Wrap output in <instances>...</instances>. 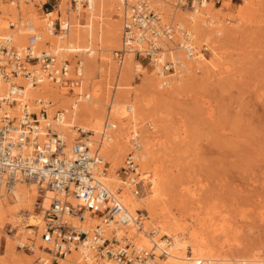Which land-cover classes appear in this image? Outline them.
<instances>
[{
	"label": "bare ground",
	"instance_id": "6f19581e",
	"mask_svg": "<svg viewBox=\"0 0 264 264\" xmlns=\"http://www.w3.org/2000/svg\"><path fill=\"white\" fill-rule=\"evenodd\" d=\"M3 1L11 7L0 9V40L9 41V46L20 54L27 48L28 34L33 33L36 43L32 51L37 55L42 52L50 55L52 69L65 68L66 74L58 77L62 80L59 83L48 80L47 69L32 71L37 76L35 84L20 75L9 83L0 81V97L8 96L13 90L21 96L18 99L28 103L31 112L38 114L46 109L48 120L65 142L67 155H71L77 141H84L88 154L102 159V166L95 171L96 180L106 187L111 203L125 208L128 218L126 225L115 226L103 222L104 218L98 215L84 212V221L79 223L78 219H72V224L89 230L99 225L105 238H115L118 242L125 238L138 252L155 257L153 264H264L263 255L257 253L242 258L233 255L231 247L222 241L219 229L207 221L200 222L197 214L187 209L189 206L185 205L182 191L178 189L181 185L176 186L179 181L176 170L168 159L171 149L159 130L154 111V105L164 97H181L183 85L196 75H215L227 68L226 37L230 31L234 33L230 25L244 26V15L250 4L246 1L245 7L233 14L229 12L230 0H224L222 8L207 4L198 14L191 15L171 9L169 0H149L158 7L163 23L172 28L186 27L197 56L185 59L178 50L169 52V56L178 61L175 71L163 75L155 61L157 64H148L151 70L146 77L148 67L125 50L120 60L115 61L116 66L113 65V51L123 49L119 20L122 0H87L86 6L82 0H76L74 6L71 0H58L53 10L43 16L32 8V0H0V4ZM115 17L117 19L112 21ZM207 18L211 25L206 24ZM56 20L60 24L59 31L53 27ZM203 48L209 57L201 53ZM163 58L165 55L160 57ZM69 68H73V72ZM114 74L113 92H110ZM133 74L141 82V92L128 91L131 82L135 83ZM67 81L70 85L65 84ZM83 84L86 93H82ZM7 110L10 117L17 116L15 108L7 107ZM128 147H131L129 153L134 150L138 160L137 172L130 177L136 187L120 176ZM140 182L141 186L137 184ZM52 197L49 191L41 196L33 185L23 182L0 190V240L1 235H5L8 250H13L14 243L21 249L29 246L28 252L38 255L36 259H40L41 264H51L46 251L48 245L41 241L40 230L44 210L49 208ZM67 200L79 209L80 201L72 197ZM38 204L40 210L36 208ZM6 225L14 231L12 236L4 233ZM26 227L35 228L26 230ZM161 254H165L162 259ZM97 256L94 251L87 254L72 251L57 264H107ZM31 257L21 255L26 262L31 261ZM21 261L18 264H24Z\"/></svg>",
	"mask_w": 264,
	"mask_h": 264
},
{
	"label": "rangeland",
	"instance_id": "374dc122",
	"mask_svg": "<svg viewBox=\"0 0 264 264\" xmlns=\"http://www.w3.org/2000/svg\"><path fill=\"white\" fill-rule=\"evenodd\" d=\"M246 1L250 7L244 26L230 25L234 33L230 31L226 37L227 68L215 75H196L183 85L181 97H164L154 105L159 130L171 149L168 159L179 178L176 186L181 185L178 189L190 207L186 208L197 214L200 222L207 221L219 229L231 253L241 258L252 253L264 257V0H230L229 12L241 11ZM32 2V8L43 16L58 0ZM208 4L222 8L224 0L216 5L210 0ZM9 7L5 1L0 4V9ZM119 20L122 26V15ZM205 55L209 57L208 51ZM137 60L148 67L147 77L149 63ZM115 63L114 59V67ZM115 77L111 76L110 92ZM139 82L137 78L131 82L128 91L141 92ZM86 92L83 84L82 93ZM130 150L128 147L127 154ZM7 226L4 233L12 236L14 231L9 232ZM1 238L0 264H18L19 260L32 264L38 256L15 243L13 250H8L5 235ZM23 254L32 256L31 261L21 258Z\"/></svg>",
	"mask_w": 264,
	"mask_h": 264
},
{
	"label": "built area",
	"instance_id": "2783aa9c",
	"mask_svg": "<svg viewBox=\"0 0 264 264\" xmlns=\"http://www.w3.org/2000/svg\"><path fill=\"white\" fill-rule=\"evenodd\" d=\"M130 1L122 0L123 49L114 52L115 61L120 60L122 51L125 50L148 63L157 64V61L160 73L167 75L178 67L176 57L169 56V52L178 50L185 59L196 58L197 50L188 39L186 27L176 26L175 29L163 23L158 7L149 0ZM72 2L76 4V0H71ZM81 2L86 6L87 0ZM209 2L210 0L168 1L171 9L191 15L198 14ZM212 2L216 5L219 0ZM206 24H212L209 18ZM53 27L59 31V22L54 21ZM26 41V50L19 54L9 46V41L4 38L0 40V81L9 83L20 75L24 80L35 84L37 76L32 71L47 69L48 80L61 82L58 77L63 78L66 69L54 71L50 55L43 52L37 55L32 51V46L36 43L33 33L28 34ZM201 53L206 54V49L203 48ZM164 55L165 58L161 60L160 57ZM65 84L70 85L68 81ZM15 92L11 90L8 96L0 97V190L8 189L16 182H23L33 185L41 196L47 191L53 194L49 208L44 210L40 230L41 241L48 245L46 251L50 263L57 264L72 251L82 254L94 251L107 264H153L155 257L146 255L143 251L138 252L125 238L120 242L115 238H105L99 225L89 230L82 225L72 224V219L83 222L84 212L91 216L98 215L101 219L104 218L103 222L115 226L126 225L128 218L125 208L118 203H111L106 187H102L96 180L95 171L102 166V159L98 155L91 157L84 141H77L72 147L71 155H67L65 142L48 120L46 109H41L38 114L31 112L28 103L18 99L21 96ZM7 107L15 108L17 116L10 117ZM133 152L134 150L127 155L120 176L136 187L133 178H130L138 168V160ZM103 172L106 173L105 170ZM69 197L80 201L79 209L74 208L67 200ZM40 208L38 204L37 209ZM28 228L34 230L35 227ZM11 231L9 227V232ZM23 249L28 251L29 246H24ZM164 255L161 254L160 259ZM32 264H41V260L35 259Z\"/></svg>",
	"mask_w": 264,
	"mask_h": 264
}]
</instances>
